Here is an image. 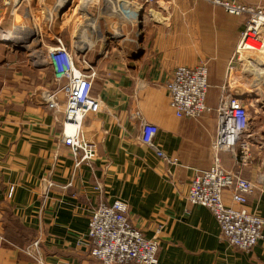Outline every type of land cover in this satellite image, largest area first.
<instances>
[{"label":"crops","instance_id":"1","mask_svg":"<svg viewBox=\"0 0 264 264\" xmlns=\"http://www.w3.org/2000/svg\"><path fill=\"white\" fill-rule=\"evenodd\" d=\"M240 1L264 7V0ZM244 24L212 0H0V264H38L20 250L37 239L43 264H100L90 256L88 219L99 202L115 201L146 239L161 228L157 264H264V239L247 253L235 249L211 213L186 199L194 171L212 166L224 89L248 110L251 149L242 167L239 155L221 154L220 161L240 167L255 185L243 209L264 217V75L257 72L264 65L235 66L226 78ZM10 35L13 41L3 39ZM54 38L95 74L100 111L83 125L97 145L91 166L75 167L58 143L63 115L41 101L54 84L50 69L35 65L36 51ZM201 64L208 111L178 119L166 85L177 67ZM140 119L158 129L154 143L175 166L138 141ZM223 202L241 208L228 191Z\"/></svg>","mask_w":264,"mask_h":264},{"label":"built area","instance_id":"2","mask_svg":"<svg viewBox=\"0 0 264 264\" xmlns=\"http://www.w3.org/2000/svg\"><path fill=\"white\" fill-rule=\"evenodd\" d=\"M151 6L156 0H141ZM224 11L236 17H244V28L240 33L233 56L226 69V78L239 66L252 69L256 59L264 58V7L246 5L240 0H212ZM41 57L35 58V65L47 66L52 75L54 88L51 94L43 95L47 109H60L62 132L58 143L66 148L74 159L75 167L91 166L97 153V145L83 131L89 115L100 111L101 102L92 93L94 72L78 65L64 43L54 38L50 47H44ZM264 65V62H263ZM260 66V65H259ZM169 108L178 119H198L208 111L205 101L208 90L207 69L204 64L193 68L177 67L166 85ZM62 97L63 106L57 102ZM218 126L213 143V163L208 171H194L187 192V202L206 208L215 219L222 240L242 252H249L264 239V217L247 212L243 207L255 185L242 176L241 168L249 160L251 145L248 140L250 117L242 99L222 89L216 107ZM158 129L140 119L138 141L167 165L176 161L157 149L154 138ZM230 154L234 159L240 156V167L225 168L220 161L221 154ZM57 157H55V161ZM47 189L54 186L49 178L41 181ZM66 184L62 189H67ZM95 189L101 191L99 184ZM228 191L231 201L240 209L228 207L223 202V193ZM13 188L8 191L11 198ZM127 206L121 201L111 204L99 202L91 210L88 219L87 241L90 256L100 264H157L158 234L146 239L128 218ZM39 239L20 249L25 255L43 264L39 254Z\"/></svg>","mask_w":264,"mask_h":264},{"label":"rangeland","instance_id":"3","mask_svg":"<svg viewBox=\"0 0 264 264\" xmlns=\"http://www.w3.org/2000/svg\"><path fill=\"white\" fill-rule=\"evenodd\" d=\"M141 1V0H140ZM142 2V1H141ZM39 16V15H38ZM37 16V17H38ZM21 30L23 31L24 29H22L21 28ZM17 35V34H16ZM18 36V35H17ZM44 36V35H43ZM3 39H7L8 41L10 40V41H13V38L11 37V35L8 37H6V38H3ZM14 44V43H13ZM48 47H50V46H48ZM45 49V48H44ZM40 51V52H39ZM43 53H44V51L43 50H38V51H36V55H40L41 57L43 56ZM263 63L264 62V58L263 59H260V61H259V63ZM47 92H49L48 94H51V91H50V89H49V91H47ZM47 92H43L42 94L43 95H47ZM42 95V96H43ZM48 96V95H47ZM44 99L45 100H48V98L46 99V97L44 96ZM44 99H42V97H41V101L45 104V106L47 107V104L45 103V100ZM57 104L59 105V108H61L62 106H63V102L61 101V97L59 98V101L57 102ZM57 114H58V117H60V116H62V114H61V111H60V109H58L57 111H55Z\"/></svg>","mask_w":264,"mask_h":264},{"label":"bare ground","instance_id":"4","mask_svg":"<svg viewBox=\"0 0 264 264\" xmlns=\"http://www.w3.org/2000/svg\"><path fill=\"white\" fill-rule=\"evenodd\" d=\"M83 1H84V0H83ZM88 1H89V0H88ZM81 2H82V0H81ZM81 7L83 8V6H81ZM121 7H122V6H121ZM116 10H118V8H117ZM123 10H124V9H123ZM123 10H122V11H123ZM77 11H78V10H77ZM30 31H31V30H30ZM36 33H37V32H36ZM91 43H92V41H91ZM103 43H104V42H103ZM86 44H87V42H86ZM36 58H38V55L36 56ZM254 69H258V67H256V65H254L253 68H252V70H254ZM263 70H264V68H263ZM263 70L261 71L260 69H258L257 72L260 71L259 74H263V75H264V71H263ZM257 78H258V77H257ZM261 83H262V82H261ZM258 86H259V85H258Z\"/></svg>","mask_w":264,"mask_h":264},{"label":"water","instance_id":"5","mask_svg":"<svg viewBox=\"0 0 264 264\" xmlns=\"http://www.w3.org/2000/svg\"><path fill=\"white\" fill-rule=\"evenodd\" d=\"M12 45V44H11Z\"/></svg>","mask_w":264,"mask_h":264}]
</instances>
